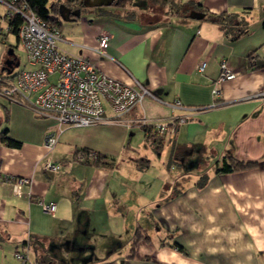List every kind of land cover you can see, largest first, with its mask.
<instances>
[{
  "label": "crops",
  "instance_id": "0c3cea01",
  "mask_svg": "<svg viewBox=\"0 0 264 264\" xmlns=\"http://www.w3.org/2000/svg\"><path fill=\"white\" fill-rule=\"evenodd\" d=\"M175 1L197 2L202 9H188L205 16L245 15L249 31L232 41L205 17L174 15L145 0L94 9L82 1L80 17L64 21L59 6L75 9L78 1L48 0V6L58 4L60 49L89 58L122 83L148 88L156 98L145 97L125 122L91 126H62L10 101L4 129L21 145L0 140V174L32 182L15 195L10 182L0 181V248L26 254L29 264L36 251L64 264H264V68H255L249 59L255 50L264 56V0ZM103 33L110 38L100 53ZM9 50L6 37L0 39V74ZM223 60L236 76L219 86L215 104L214 82ZM204 61L201 73L197 65ZM106 111L112 118L108 106ZM143 118L153 124L177 120L158 152L166 160L158 169H151L149 153L133 147V136L140 132L142 150L156 151L153 135L127 122ZM153 124L149 127L155 132ZM48 134L58 136L51 150L45 145ZM83 149L115 164L80 161L77 154ZM194 155L202 156L200 164L189 167ZM228 155L259 164L218 174L217 166ZM48 160L60 169L47 170ZM203 173L209 179L199 187ZM40 201L55 202L56 211L46 212ZM138 226L149 238L132 251Z\"/></svg>",
  "mask_w": 264,
  "mask_h": 264
},
{
  "label": "built area",
  "instance_id": "2783aa9c",
  "mask_svg": "<svg viewBox=\"0 0 264 264\" xmlns=\"http://www.w3.org/2000/svg\"><path fill=\"white\" fill-rule=\"evenodd\" d=\"M16 17H22L18 29V41L25 52L29 69L0 74V95L13 102L27 105L38 115H48L55 118L60 125L91 126L106 122H125L127 115L135 106L147 97L156 98L148 88L139 89L122 83L104 72L90 61L89 58L79 57L60 49L58 42L62 39L61 31L55 24L47 23L28 4V0H0V34L6 36L11 32V22ZM110 35L103 33L99 37V52L103 53L109 42ZM206 62L197 65V70L203 73ZM236 76V72L223 60L220 73L214 84L213 94L215 104L219 101V86L226 80ZM51 77H56L50 82ZM176 100L175 105L181 106ZM214 104V105H215ZM108 106L113 113L109 118L106 111ZM186 121L181 118L179 122ZM129 124L142 127H152V121L143 118L128 120ZM177 120L157 121L153 125L160 135L167 136L175 132ZM58 142L56 134H48L45 145L53 149ZM80 161L94 160L93 151L77 154ZM45 168L57 171L60 165L48 160ZM0 181L12 184L15 195L23 192V187L30 185L32 179L16 176H3ZM42 203L46 212L56 211L55 202ZM22 264H28L29 258L22 252L16 253Z\"/></svg>",
  "mask_w": 264,
  "mask_h": 264
},
{
  "label": "trees",
  "instance_id": "16d2710c",
  "mask_svg": "<svg viewBox=\"0 0 264 264\" xmlns=\"http://www.w3.org/2000/svg\"><path fill=\"white\" fill-rule=\"evenodd\" d=\"M76 1H78V8L81 7L83 0H76ZM145 1L151 3L154 6H158L161 9H166L168 13L174 15H180L182 13L185 14L190 13L191 9H188L189 7L202 9V5L197 2H191L185 5V3H180V2L177 3L175 0H145ZM132 2L133 0H120L117 4L120 5L121 7H124L125 5H128ZM28 4L30 5L31 9H33L47 23L55 24V25L59 24L58 19L54 16V13L58 10V4H53L52 6H48V0H28ZM203 11L205 10L203 9ZM205 19L218 24L222 28L224 33L228 37H230L232 41L242 37V35L246 34L250 28L245 15H239V14L227 13V12H223L221 14H213L210 12L208 13L206 12ZM22 20H23L22 17H16L11 22V32L18 35V29ZM263 25H264V21H263ZM6 36H2L0 34V39L2 41H5ZM11 48L13 47H10L9 49ZM249 59H251V63L255 68H264V56L259 54L257 50L249 54ZM3 73H5V71H3ZM3 73L1 72V74ZM143 128L148 135H153L152 144L154 145L155 150L159 152V150L165 144L166 141L165 136L160 135L159 133H157V131L152 132L153 129L151 127H143ZM7 133H8V129L6 128L0 134L1 135L0 140L4 142L7 146L19 147L21 145L20 142L11 139L9 137H6ZM82 151L90 152V150L88 149H83ZM93 152L96 155V158L93 160L94 165L105 166L110 168L113 167V165L115 164L114 160H107L105 155L95 151ZM148 162L149 161L147 160L145 163ZM258 164H259L258 160H241L233 155H228L224 158L222 164L220 166L219 165L217 166L216 172L218 174L235 172L251 167H256ZM208 179L209 176L207 173L201 174L198 179V186L204 187L207 184ZM144 238L148 239L149 236H147L146 232L141 226H138L134 235V239L131 241L132 242L131 250L134 251L137 246V243ZM2 241H3V237L0 236V242ZM25 244L27 245L28 242L26 241L23 242L24 246ZM16 252L18 253L17 250ZM30 264H64V263L59 259L53 257L51 254L47 253L46 251H42L40 253L39 251L38 252L36 251V259L33 263Z\"/></svg>",
  "mask_w": 264,
  "mask_h": 264
},
{
  "label": "rangeland",
  "instance_id": "374dc122",
  "mask_svg": "<svg viewBox=\"0 0 264 264\" xmlns=\"http://www.w3.org/2000/svg\"><path fill=\"white\" fill-rule=\"evenodd\" d=\"M93 9H94V7H93ZM6 46L8 48H10V47L14 48L15 56L17 57V60L19 61V65L14 67V70H13L14 72H17V71L22 70V69L31 68L30 64L27 61L25 52L23 51L21 45L19 44L17 35L14 34L13 32H9L7 34ZM55 79H56V77H51L50 82H53ZM10 101H12V100L0 95V109L2 110L0 113V129H4L7 126L6 123H8L7 118L9 117V115H7V113H5V109H6V107L9 106ZM28 108H30V107H28ZM6 116H7V118H6ZM3 117L6 121L1 120V118H3ZM142 141H145V137L142 133L139 132L137 135L133 136V145H134L133 147H138V148H140L141 151H145V152L149 153L147 155L149 158H152L151 161L154 165L151 169L154 170V167H156L158 169L159 165H162L166 160L160 159V157L158 156L159 155L158 151H153V149L149 148L150 146L147 147V148H149L147 150L145 149V146H144V149L142 150L143 147H140V144H139ZM191 159H192V161H190L188 163L189 167L200 164L199 162L201 161L202 156L201 155H194ZM136 161L138 163H141L139 160H136ZM150 172L157 173L158 171L157 172L150 171ZM8 248H10V247L6 246V247L0 248V264H22V262L15 256L13 249H8Z\"/></svg>",
  "mask_w": 264,
  "mask_h": 264
},
{
  "label": "water",
  "instance_id": "95a60500",
  "mask_svg": "<svg viewBox=\"0 0 264 264\" xmlns=\"http://www.w3.org/2000/svg\"><path fill=\"white\" fill-rule=\"evenodd\" d=\"M120 0H83V5L85 7H104L111 6L113 4H117ZM59 11L61 18L64 21L74 20L81 15V8L72 9L71 7L61 4L59 6ZM190 17L193 19H203L205 14L203 12L192 11L190 13ZM17 57L14 53V48H11L8 51V58L4 61L3 71H7L11 73L14 70V67L19 65V61L16 60Z\"/></svg>",
  "mask_w": 264,
  "mask_h": 264
}]
</instances>
